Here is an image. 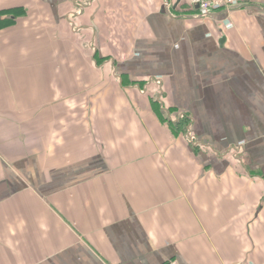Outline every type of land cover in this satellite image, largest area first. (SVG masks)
<instances>
[{"label":"crops","instance_id":"1","mask_svg":"<svg viewBox=\"0 0 264 264\" xmlns=\"http://www.w3.org/2000/svg\"><path fill=\"white\" fill-rule=\"evenodd\" d=\"M171 260L264 264V0H0V264Z\"/></svg>","mask_w":264,"mask_h":264},{"label":"built area","instance_id":"2","mask_svg":"<svg viewBox=\"0 0 264 264\" xmlns=\"http://www.w3.org/2000/svg\"><path fill=\"white\" fill-rule=\"evenodd\" d=\"M246 0H192V2L198 5L201 14L207 15L210 12L219 10H229L233 7L245 2ZM166 264H179L175 260H171Z\"/></svg>","mask_w":264,"mask_h":264},{"label":"rangeland","instance_id":"3","mask_svg":"<svg viewBox=\"0 0 264 264\" xmlns=\"http://www.w3.org/2000/svg\"><path fill=\"white\" fill-rule=\"evenodd\" d=\"M74 12L77 13V14H81V13H82V9L78 6V7L74 8ZM61 18H62V23H63V16H62ZM75 18H76V16L73 15V16H70L69 20H71V21L74 23V22H75V21H74ZM66 28H67V27H66ZM75 29H76V27H74V30H75ZM67 32H68V34H69V37H71V38L77 40V37H76L75 33L72 32V28H71V30H69V31H67ZM76 32H77V31H76ZM79 32H80V31H78L77 33H79ZM79 35H82V33H80ZM80 39H81V37H80ZM84 41H85V40H84ZM87 41H88V40H87ZM85 42H86V41H85ZM91 50H92V49H91ZM141 92H142V90H141ZM144 94H145V93H144ZM149 99H151L152 102L155 103V104H159V102H163V100H162V96H161L160 94L156 93L155 91H153L152 95L149 96ZM163 104H164V103H163ZM170 126H171V128L174 129L175 131L178 130V127L176 126V124H175V126H174L173 124H170ZM180 132H181V133H184V131H181V130H180ZM183 135H184V134H183Z\"/></svg>","mask_w":264,"mask_h":264}]
</instances>
